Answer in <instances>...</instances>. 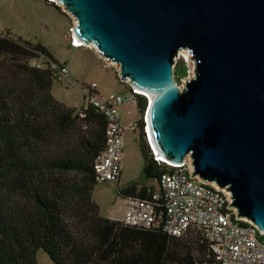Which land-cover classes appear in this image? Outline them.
<instances>
[{"label": "water", "instance_id": "1", "mask_svg": "<svg viewBox=\"0 0 264 264\" xmlns=\"http://www.w3.org/2000/svg\"><path fill=\"white\" fill-rule=\"evenodd\" d=\"M76 21L74 41L150 92L149 134L192 176L225 188L236 218L264 232V0H56ZM194 75L173 78L179 50Z\"/></svg>", "mask_w": 264, "mask_h": 264}, {"label": "trees", "instance_id": "2", "mask_svg": "<svg viewBox=\"0 0 264 264\" xmlns=\"http://www.w3.org/2000/svg\"><path fill=\"white\" fill-rule=\"evenodd\" d=\"M38 55L53 58L39 42L0 34V264H38L39 249L53 264H212L200 235L175 238L99 214L92 163L104 119L89 111L82 129L75 109L51 95L50 73L28 65ZM135 101L143 113L146 99ZM140 141L143 178L157 179L162 167ZM120 193L144 197L146 187Z\"/></svg>", "mask_w": 264, "mask_h": 264}, {"label": "built area", "instance_id": "3", "mask_svg": "<svg viewBox=\"0 0 264 264\" xmlns=\"http://www.w3.org/2000/svg\"><path fill=\"white\" fill-rule=\"evenodd\" d=\"M48 3L60 6L55 1ZM63 9V8H62ZM64 10V9H63ZM64 12H67L64 10ZM69 29V46L86 48L87 45L74 41L73 29ZM102 68L109 63L105 58ZM28 65L46 70L53 80L64 86L71 84L66 64L44 55L28 60ZM126 84L130 96L124 100L121 95L101 96L95 83L82 92V103L75 110L82 129L89 111L100 115L105 122L104 146L93 159L92 171L95 183H118L123 160L124 132L140 129L152 159L162 167L156 179V189L146 188L144 197L124 198V207L119 221L122 224L141 228L157 229L160 232L180 238L186 235H200L206 244L207 256L212 264H264V232L245 218H236L235 208H227L232 202L231 194L225 188L203 182L192 176L193 166L189 157L181 163L162 160L153 151L148 141L146 110L143 115L128 125H123L119 116L120 107L135 103V95H141L134 86ZM142 96V95H141Z\"/></svg>", "mask_w": 264, "mask_h": 264}, {"label": "rangeland", "instance_id": "4", "mask_svg": "<svg viewBox=\"0 0 264 264\" xmlns=\"http://www.w3.org/2000/svg\"><path fill=\"white\" fill-rule=\"evenodd\" d=\"M73 26V16L64 12L62 6L45 4L43 0H0L1 35L8 34L14 38L19 36L21 39L39 42L49 48L58 59L65 60L71 84L64 86L53 80L51 95L58 102L76 110L82 103V92L91 83L96 84L101 96L118 94L127 100L130 93L126 84L119 80V66L116 63L109 61L107 68H102L104 62L91 43H88L91 47L82 49L69 46V29ZM186 55L190 58L187 50H179L173 62V78L179 88L183 87L186 79L194 75V62L188 61ZM141 115L143 113L137 110L136 101L134 104L130 102L121 106L119 110L123 125L139 119ZM140 139L146 144L140 129L134 132L129 128L125 130L122 171L118 183H95L93 187L91 198L103 217L121 218L124 198L120 191L126 186L136 184L138 188L144 186L156 189V179H144L142 175L144 161ZM35 258L38 264H53L42 249L37 250Z\"/></svg>", "mask_w": 264, "mask_h": 264}, {"label": "bare ground", "instance_id": "5", "mask_svg": "<svg viewBox=\"0 0 264 264\" xmlns=\"http://www.w3.org/2000/svg\"><path fill=\"white\" fill-rule=\"evenodd\" d=\"M51 1H55L57 4H59V2H57L56 0H51ZM60 5V4H59ZM63 8V7H62ZM73 38H74V36H72ZM83 45H85L86 43H82ZM87 46H89V47H91L90 45H88V44H86ZM179 53V52H178ZM106 59V58H105ZM186 59L188 60V61H190L189 60V55H186ZM106 61H107V59H106ZM108 63H110L109 61H107ZM112 64V63H111ZM137 92L139 93V94H141L142 96L144 95V96H147L148 98H150V92H144V91H140V90H137ZM143 96V97H144ZM145 98V97H144ZM146 99V98H145ZM147 135H148V141H149V144H150V146L152 147V149H153V151L157 154V156L158 157H160V158H162V160H166V158H164V157H162V156H160L158 153H157V151H156V149H155V147H154V144H153V142H152V139H151V137H150V134H149V129H148V126H147Z\"/></svg>", "mask_w": 264, "mask_h": 264}, {"label": "crops", "instance_id": "6", "mask_svg": "<svg viewBox=\"0 0 264 264\" xmlns=\"http://www.w3.org/2000/svg\"><path fill=\"white\" fill-rule=\"evenodd\" d=\"M44 2H45V4H50V3H48L46 0H43ZM52 5V4H51ZM12 35V34H11ZM13 36H15V35H13ZM16 37H19V36H16ZM21 38V37H20ZM22 39H24V38H22ZM30 41H32V40H30ZM36 42V41H35ZM42 45H44V44H42ZM45 46V45H44ZM46 47V46H45ZM47 48V47H46ZM73 49H82V48H73ZM47 50L51 53V55H52V57H53V59H55V60H57V61H59V62H62V63H64V64H66V62H65V60H60V59H58L52 52H51V50L49 49V48H47ZM67 106V105H66ZM69 107V106H68ZM124 198V197H123ZM111 218V217H110ZM111 219H115V220H120V218H114V217H112Z\"/></svg>", "mask_w": 264, "mask_h": 264}, {"label": "clouds", "instance_id": "7", "mask_svg": "<svg viewBox=\"0 0 264 264\" xmlns=\"http://www.w3.org/2000/svg\"><path fill=\"white\" fill-rule=\"evenodd\" d=\"M144 96V95H143ZM145 97V96H144Z\"/></svg>", "mask_w": 264, "mask_h": 264}]
</instances>
